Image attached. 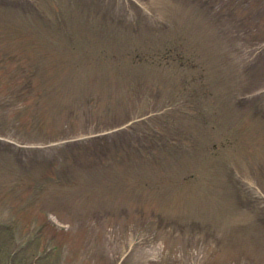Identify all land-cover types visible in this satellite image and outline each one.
<instances>
[{
	"label": "rangeland",
	"instance_id": "rangeland-1",
	"mask_svg": "<svg viewBox=\"0 0 264 264\" xmlns=\"http://www.w3.org/2000/svg\"><path fill=\"white\" fill-rule=\"evenodd\" d=\"M263 40L258 0H0V263L264 264Z\"/></svg>",
	"mask_w": 264,
	"mask_h": 264
},
{
	"label": "trees",
	"instance_id": "trees-1",
	"mask_svg": "<svg viewBox=\"0 0 264 264\" xmlns=\"http://www.w3.org/2000/svg\"><path fill=\"white\" fill-rule=\"evenodd\" d=\"M1 264V263H0Z\"/></svg>",
	"mask_w": 264,
	"mask_h": 264
}]
</instances>
